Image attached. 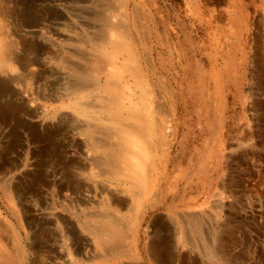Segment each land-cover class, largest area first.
Wrapping results in <instances>:
<instances>
[{
	"label": "rangeland",
	"instance_id": "rangeland-1",
	"mask_svg": "<svg viewBox=\"0 0 264 264\" xmlns=\"http://www.w3.org/2000/svg\"><path fill=\"white\" fill-rule=\"evenodd\" d=\"M0 5L17 41L16 64L0 66V246L13 264H264V0ZM119 44L143 86L117 82L132 106L148 102L142 196L93 148L107 117L93 86L109 79L82 72ZM103 216L132 238L100 248Z\"/></svg>",
	"mask_w": 264,
	"mask_h": 264
},
{
	"label": "bare ground",
	"instance_id": "bare-ground-1",
	"mask_svg": "<svg viewBox=\"0 0 264 264\" xmlns=\"http://www.w3.org/2000/svg\"><path fill=\"white\" fill-rule=\"evenodd\" d=\"M1 7L0 5V13L4 12ZM5 30L0 27V66L11 67L17 62L13 56V44L17 41L11 40ZM102 48L103 46H98L94 50L96 58L90 62L86 72H82L85 76L89 74L96 78L104 74L109 79L105 84L97 82L93 86L104 93L103 106L99 107V112L107 116L106 118L100 117L99 121L102 122L100 123L104 129L102 136L106 140L96 139L97 135L93 136L95 138L93 148L103 155V164L107 168L105 172L111 179L128 180L127 182L137 186L138 193L142 196L148 188V179L152 170L151 162L154 158V144L150 140L148 131L150 122L149 119H143L145 106L148 103L145 98L146 94L139 95L140 105L132 106L131 101L123 93V84L117 81L124 74H131L136 83L142 87L141 79L135 75L136 72L132 66L126 63L118 64L116 61L114 56L119 54L123 48L120 44L113 45L112 56H107ZM95 226L98 229L99 246L104 251H112L113 245L125 235L126 239L127 237L132 238V227H128V231L124 234L121 225L114 218L109 219L106 216L95 218ZM1 239L0 235V241ZM2 248L0 246V264H13V255Z\"/></svg>",
	"mask_w": 264,
	"mask_h": 264
}]
</instances>
